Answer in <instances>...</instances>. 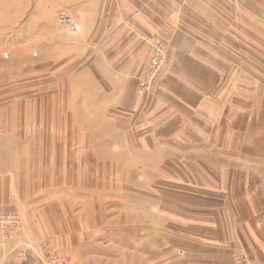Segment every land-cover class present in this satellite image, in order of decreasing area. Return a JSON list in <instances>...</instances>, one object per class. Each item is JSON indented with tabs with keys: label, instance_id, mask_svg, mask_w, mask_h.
Listing matches in <instances>:
<instances>
[{
	"label": "crops",
	"instance_id": "crops-1",
	"mask_svg": "<svg viewBox=\"0 0 264 264\" xmlns=\"http://www.w3.org/2000/svg\"><path fill=\"white\" fill-rule=\"evenodd\" d=\"M53 5L82 21L46 35L44 103L0 105V213L20 219L0 264H264V0Z\"/></svg>",
	"mask_w": 264,
	"mask_h": 264
},
{
	"label": "rangeland",
	"instance_id": "rangeland-1",
	"mask_svg": "<svg viewBox=\"0 0 264 264\" xmlns=\"http://www.w3.org/2000/svg\"><path fill=\"white\" fill-rule=\"evenodd\" d=\"M50 3L53 5L54 0H45V3L43 0H0V105L26 104L29 101L33 103L37 98L43 99L44 89L54 84V73L57 75L60 67L61 48L59 45L45 47L46 35L58 38L61 33L64 36L62 40L70 42L78 34L80 27L75 34H71L58 18L62 13L77 11L66 8L52 12L54 5L51 7ZM49 11L52 16H49ZM28 23L43 24L45 27L53 24L54 29L48 33L25 31L24 25ZM158 48L164 56L163 64L152 90L140 93L144 96L153 95L157 79L167 61L166 43L160 44ZM45 53L50 57L44 56ZM42 103L43 100L36 102L38 105ZM64 258L73 262L70 258Z\"/></svg>",
	"mask_w": 264,
	"mask_h": 264
},
{
	"label": "built area",
	"instance_id": "built-area-1",
	"mask_svg": "<svg viewBox=\"0 0 264 264\" xmlns=\"http://www.w3.org/2000/svg\"><path fill=\"white\" fill-rule=\"evenodd\" d=\"M59 22L66 27L71 33L75 34L81 22V17L77 12L62 13L58 18ZM164 56L159 50L155 48L151 53L146 66L141 70L137 76L138 89L140 93H149L156 80V76L159 74L162 67ZM20 226V219L17 214L12 213H0V242L10 239L13 234L18 230ZM25 257L23 254L21 255ZM49 264H74L64 257L52 258ZM234 264H249L242 258H236Z\"/></svg>",
	"mask_w": 264,
	"mask_h": 264
}]
</instances>
